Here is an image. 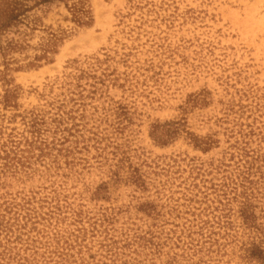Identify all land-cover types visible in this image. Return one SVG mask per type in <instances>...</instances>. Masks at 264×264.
Here are the masks:
<instances>
[{
  "label": "rangeland",
  "instance_id": "rangeland-1",
  "mask_svg": "<svg viewBox=\"0 0 264 264\" xmlns=\"http://www.w3.org/2000/svg\"><path fill=\"white\" fill-rule=\"evenodd\" d=\"M0 264H264V0H0Z\"/></svg>",
  "mask_w": 264,
  "mask_h": 264
},
{
  "label": "trees",
  "instance_id": "trees-1",
  "mask_svg": "<svg viewBox=\"0 0 264 264\" xmlns=\"http://www.w3.org/2000/svg\"><path fill=\"white\" fill-rule=\"evenodd\" d=\"M25 1H28V0H25ZM12 11H13V12H12ZM11 12H12V13L17 12L16 8H15L14 10H11ZM17 13H18V12H17ZM18 16H19V14H17L16 16L10 18V20H12V21L17 20L16 18H17ZM3 17H6V16L3 15ZM6 19H8V17H7ZM6 19H4V20H6Z\"/></svg>",
  "mask_w": 264,
  "mask_h": 264
}]
</instances>
